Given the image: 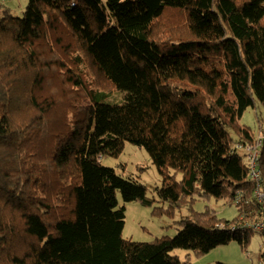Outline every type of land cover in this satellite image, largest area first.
<instances>
[{
  "label": "trees",
  "instance_id": "obj_1",
  "mask_svg": "<svg viewBox=\"0 0 264 264\" xmlns=\"http://www.w3.org/2000/svg\"><path fill=\"white\" fill-rule=\"evenodd\" d=\"M259 142L264 193V0H29L23 17L0 0V264H190L173 252L247 248L255 232L239 224L264 218L247 150ZM126 143L152 158L158 200L102 165ZM118 191L162 203L155 216L191 214L172 238L125 239ZM199 198L238 216L196 211Z\"/></svg>",
  "mask_w": 264,
  "mask_h": 264
},
{
  "label": "rangeland",
  "instance_id": "obj_2",
  "mask_svg": "<svg viewBox=\"0 0 264 264\" xmlns=\"http://www.w3.org/2000/svg\"><path fill=\"white\" fill-rule=\"evenodd\" d=\"M5 7L15 17H23L29 0H2ZM107 0H102L106 4ZM105 103L119 104L123 102V96L119 93L103 96ZM261 109H248L243 117L242 124L252 128L255 136L259 132L258 113ZM102 165L113 168L118 175L125 179H137L147 187L149 198L157 197V189L163 185V180L157 167L153 164L152 158L145 148H139L131 143H126L122 154L119 157L104 156ZM184 175L179 173L177 180H182ZM117 199L120 207H125V226L123 237L135 242H151L156 238L174 237L181 230L179 222L190 216L188 206H181L175 210L174 216H155L153 209L156 206H163L156 202L154 206H146L138 201L124 202L120 191L117 192ZM165 207L167 205H164ZM206 207L214 209L219 219L233 221L238 216V208L235 203L229 200H215L199 198L193 209L204 211ZM263 237L259 233H253L247 248H242L237 241H231L226 245L218 246L209 253L201 256L194 255L184 249H177L173 253L185 260L190 255V264H264L262 262L261 245Z\"/></svg>",
  "mask_w": 264,
  "mask_h": 264
},
{
  "label": "built area",
  "instance_id": "obj_3",
  "mask_svg": "<svg viewBox=\"0 0 264 264\" xmlns=\"http://www.w3.org/2000/svg\"><path fill=\"white\" fill-rule=\"evenodd\" d=\"M261 145V142L258 144L250 146L247 150L249 152V160H250V177L253 181L256 182L257 188L254 191L253 198L259 204L261 210L264 212V193L260 190L261 184V176L258 170V160H259V152L258 147ZM243 199V195H238L235 199L236 202H241ZM248 203V201H246ZM241 227H249L255 233H259L263 237V243L261 245V250L263 251L262 255L264 256V218L261 221H251V222H244L239 224Z\"/></svg>",
  "mask_w": 264,
  "mask_h": 264
}]
</instances>
